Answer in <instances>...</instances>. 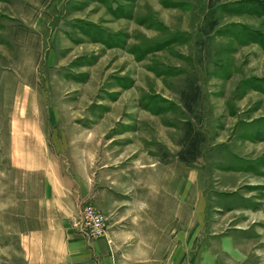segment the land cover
Masks as SVG:
<instances>
[{
	"label": "rangeland",
	"instance_id": "rangeland-1",
	"mask_svg": "<svg viewBox=\"0 0 264 264\" xmlns=\"http://www.w3.org/2000/svg\"><path fill=\"white\" fill-rule=\"evenodd\" d=\"M65 141L105 219L84 237L141 259L181 229L185 264H264V0H0V264H37L28 153Z\"/></svg>",
	"mask_w": 264,
	"mask_h": 264
},
{
	"label": "crops",
	"instance_id": "crops-1",
	"mask_svg": "<svg viewBox=\"0 0 264 264\" xmlns=\"http://www.w3.org/2000/svg\"><path fill=\"white\" fill-rule=\"evenodd\" d=\"M33 158L34 166H26L25 171L34 173V181L39 184V188L33 194L21 196L24 199L21 201L23 206L28 205L26 211L22 212L25 214L22 221L25 233L21 234V245L28 261L37 264H71L74 261L84 264H120V261L129 264L187 262L188 245L189 242L190 245L195 243L197 232L189 234L185 230H177L172 234L167 254L156 257L153 247L152 254L141 259L133 258L130 255L132 247H122L129 243L121 244L119 236L111 230L105 239L91 240L84 237L76 228L78 208L83 202L95 200L97 196L89 155L86 160L84 148L80 147L75 159L71 144L65 141L46 147L40 144L34 152L29 151L28 159L31 161ZM106 169H100L101 183L107 181Z\"/></svg>",
	"mask_w": 264,
	"mask_h": 264
},
{
	"label": "built area",
	"instance_id": "built-area-1",
	"mask_svg": "<svg viewBox=\"0 0 264 264\" xmlns=\"http://www.w3.org/2000/svg\"><path fill=\"white\" fill-rule=\"evenodd\" d=\"M104 220L101 213H98L90 205H86L79 214L76 228L86 237H103L106 235Z\"/></svg>",
	"mask_w": 264,
	"mask_h": 264
},
{
	"label": "trees",
	"instance_id": "trees-1",
	"mask_svg": "<svg viewBox=\"0 0 264 264\" xmlns=\"http://www.w3.org/2000/svg\"><path fill=\"white\" fill-rule=\"evenodd\" d=\"M194 97H191V100H193ZM197 148V140L194 138L189 139V145H188V151L191 156L195 153V150Z\"/></svg>",
	"mask_w": 264,
	"mask_h": 264
}]
</instances>
